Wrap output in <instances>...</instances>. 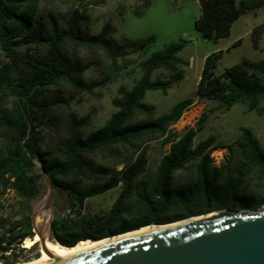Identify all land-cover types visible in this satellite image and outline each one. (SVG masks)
<instances>
[{
  "label": "trees",
  "instance_id": "1",
  "mask_svg": "<svg viewBox=\"0 0 264 264\" xmlns=\"http://www.w3.org/2000/svg\"><path fill=\"white\" fill-rule=\"evenodd\" d=\"M40 2L0 0V51L7 59L0 66V101L6 93L13 97L8 114L0 118V198L12 193L23 202L19 218L0 221V257L11 255L25 239L34 238L29 199L38 194L43 179L36 174L39 169L35 161L41 163L55 190H63L70 200L71 209L52 225V240L67 247L81 240H99L146 225L174 223L263 198L264 150L251 129L240 128L241 134L228 148L226 161L216 165L212 152L224 147L216 136L195 145L209 114L201 116L197 128L184 133L171 130L195 103L194 98L178 102L158 118H154V106L144 102L148 91L167 94L183 79V72L177 69L183 64L178 56L183 43L167 46L142 62L140 79L131 89L121 87L119 97L113 100L116 112L103 127L84 136L82 129L91 116L78 118L69 98L92 94L105 82L84 80L88 67L73 61L68 55L69 45L92 54L102 51L114 64L126 55V48L138 49L139 43L115 44V30L110 23L97 35H87L79 27L82 17L77 13L62 21L51 12L42 13ZM105 2L93 0L94 5ZM262 7L264 0H207V12H201L195 20V28L205 41L218 43L230 36L240 17ZM263 35L264 22L253 29L256 49H261ZM38 45L47 49L34 51L32 47ZM23 46L28 47L26 51L19 50ZM221 56L222 53H213L205 59L198 96L219 102L220 108L227 110L242 104L249 112L264 113V62L243 60L219 73ZM159 69L171 72V76L153 81L152 75ZM138 115L146 119L135 121ZM46 123L56 126L53 147L47 151L39 130V125ZM162 138L169 151L162 157L155 178L143 180L149 160L142 146ZM121 148L135 155L121 171L95 163L97 154L116 157ZM189 165H195L196 179L175 185V173ZM254 173L260 181L257 195L248 192ZM87 181L93 183L86 186ZM118 187L121 193L109 212L83 214L86 200ZM247 195L250 198L243 197ZM8 264H17V260Z\"/></svg>",
  "mask_w": 264,
  "mask_h": 264
},
{
  "label": "rangeland",
  "instance_id": "2",
  "mask_svg": "<svg viewBox=\"0 0 264 264\" xmlns=\"http://www.w3.org/2000/svg\"><path fill=\"white\" fill-rule=\"evenodd\" d=\"M40 10L42 13L51 12L62 21L69 18L71 14L77 13L82 17L79 27L87 35H97L107 23H110L115 30L112 35L115 44L139 43L138 49L126 48V55L114 64L102 51L92 54L86 49L69 45L68 55L73 61L88 67L83 76L84 80L88 83L105 82L92 94H76L73 98H69L71 94L66 95L70 100L71 109L78 118L91 116L89 124L82 129L84 136L103 127L116 112L113 100L119 97L121 87L131 89L140 79L142 62L164 51L167 46L183 43L184 49L178 54L183 64L177 67L178 71L183 72V79L169 89L167 94L161 91H148L144 99L145 103L154 106V118L169 113L178 102L194 98L195 103L184 113L181 120L172 126L171 130L174 133H184L189 128H197L201 116L209 114L203 130L195 139V145L210 136H216L218 142L224 146L212 152L216 165H222L226 161L230 154L228 148L233 146L239 138L242 127L253 131L264 150V113L249 112L242 104H236L227 110L220 108L219 102L202 99L197 94L205 59L213 53H222L217 67L219 73L243 60L264 62V35L261 40V49H256L249 33L250 26L255 27L264 22V9L239 20L234 26L233 34L219 43L205 41L195 28V20L202 12L199 0H106L103 5H94L93 0H41ZM240 39L242 40L241 45L231 48ZM27 48L23 46L19 50L26 51ZM32 49L45 51L47 47L38 45L33 46ZM5 62L7 59L0 51V66ZM170 76L171 72L159 69L153 73L152 80L168 79ZM51 94L56 95L57 92ZM12 100L13 97L8 93L2 97L0 118L8 114ZM261 107L264 109V99L261 101ZM57 115L60 119L61 112L59 111ZM145 119V116L138 115L135 121ZM39 130L45 139V150H51L56 126L50 123L40 124ZM163 142L164 138L142 146L148 152L149 162L141 179L152 181L155 178L161 159L170 148ZM133 158L135 155L132 150L121 148L116 157L99 153L94 157V161L97 165L121 171ZM36 174H39V170H36ZM174 179L175 185L193 182L196 179L195 165H189L185 170L176 172ZM91 183L93 182L87 181L86 186ZM248 183V192L257 195L260 181L256 173L251 175ZM40 186L44 190L47 189L43 179ZM120 193L121 187H118L86 200L82 210L83 214L102 215L109 212ZM243 197L250 198L249 195ZM53 204L62 212V215L71 209L70 200L61 189L54 191ZM233 206L234 208L223 211L257 213L264 208V196L255 201L238 202ZM22 208L23 202L12 193H7L0 198V221L10 217L19 218L23 213ZM220 212L222 211L204 216L216 215ZM50 242L54 241L51 239ZM40 255L38 245L27 249L21 244L11 255L0 257V264H8L14 259L17 260V264L30 262L38 259Z\"/></svg>",
  "mask_w": 264,
  "mask_h": 264
},
{
  "label": "water",
  "instance_id": "3",
  "mask_svg": "<svg viewBox=\"0 0 264 264\" xmlns=\"http://www.w3.org/2000/svg\"><path fill=\"white\" fill-rule=\"evenodd\" d=\"M199 2L205 15L207 0ZM35 164L47 185L46 190L40 186L38 194L29 199L33 233L39 238L36 245L41 253L48 249L53 222L62 212L53 204L52 180L40 162ZM49 264H264V208L257 213L222 211Z\"/></svg>",
  "mask_w": 264,
  "mask_h": 264
},
{
  "label": "bare ground",
  "instance_id": "4",
  "mask_svg": "<svg viewBox=\"0 0 264 264\" xmlns=\"http://www.w3.org/2000/svg\"><path fill=\"white\" fill-rule=\"evenodd\" d=\"M215 215V214H214ZM214 215H207V216H201L196 218H191L188 220L180 221L173 224H166V225H149L140 228L139 230L130 231L121 235L108 237L102 240L94 241L91 239L79 241L74 247H67L63 246L58 242H48V249L46 251H42L40 254V257L38 259L32 260L30 262L25 263H19V264H49L52 262H56L59 260H63L69 257L78 256L90 251H94L97 249H100L102 247L115 244L117 242L127 240L136 236L145 235L148 233H151L153 231H164V230H170L177 226H182L184 224H187L188 222L201 220L202 218L214 216ZM39 241L38 236H35L34 238H27L25 239L23 246L27 249H32L37 242Z\"/></svg>",
  "mask_w": 264,
  "mask_h": 264
},
{
  "label": "crops",
  "instance_id": "5",
  "mask_svg": "<svg viewBox=\"0 0 264 264\" xmlns=\"http://www.w3.org/2000/svg\"><path fill=\"white\" fill-rule=\"evenodd\" d=\"M263 9H264V7L260 8V9H258V10H256V11H252V12H250V13H248V14H246V15H243L242 17H240V18H239V19L233 24V27H232V31H231L230 36L233 34L234 26H235V24H236L239 20H241L242 18L247 17L248 15H251V14H253V13H257V12L263 10ZM255 27H256V26H255ZM255 27H253V25L250 26L249 33H250V36H251V37H252L253 29H254ZM230 36H229V37H230ZM227 38H228V37H227ZM222 40H223V39H222ZM220 41H221V40H220ZM220 41H219V42H220ZM219 42H218V43H219ZM241 43H242V40H241V39H240V40H237V41L231 46V48H234V47L240 46Z\"/></svg>",
  "mask_w": 264,
  "mask_h": 264
}]
</instances>
